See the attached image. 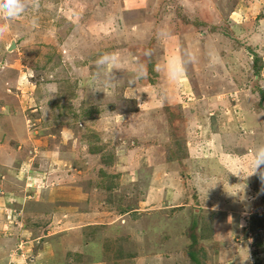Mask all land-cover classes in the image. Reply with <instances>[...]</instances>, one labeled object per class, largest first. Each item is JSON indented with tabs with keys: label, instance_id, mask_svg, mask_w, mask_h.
<instances>
[{
	"label": "rangeland",
	"instance_id": "1",
	"mask_svg": "<svg viewBox=\"0 0 264 264\" xmlns=\"http://www.w3.org/2000/svg\"><path fill=\"white\" fill-rule=\"evenodd\" d=\"M26 3L0 12V264H264V0Z\"/></svg>",
	"mask_w": 264,
	"mask_h": 264
},
{
	"label": "clouds",
	"instance_id": "2",
	"mask_svg": "<svg viewBox=\"0 0 264 264\" xmlns=\"http://www.w3.org/2000/svg\"><path fill=\"white\" fill-rule=\"evenodd\" d=\"M27 8L26 0H0V12L3 13L6 19H15L22 15ZM116 56L113 54H102L97 59V65L105 66L111 64L113 68L116 64ZM181 68L178 64H172L170 67V74L174 78ZM140 75H144V70H139ZM248 167L251 169L250 174L259 175L261 180H264V144L258 145L253 149L252 157L249 161Z\"/></svg>",
	"mask_w": 264,
	"mask_h": 264
},
{
	"label": "water",
	"instance_id": "3",
	"mask_svg": "<svg viewBox=\"0 0 264 264\" xmlns=\"http://www.w3.org/2000/svg\"><path fill=\"white\" fill-rule=\"evenodd\" d=\"M15 47V42H12L11 46L9 47V50H12Z\"/></svg>",
	"mask_w": 264,
	"mask_h": 264
}]
</instances>
